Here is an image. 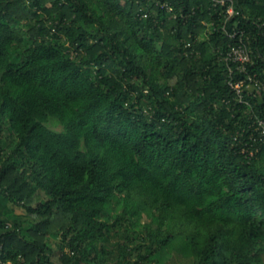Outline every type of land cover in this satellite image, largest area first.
I'll list each match as a JSON object with an SVG mask.
<instances>
[{"label": "trees", "instance_id": "16d2710c", "mask_svg": "<svg viewBox=\"0 0 264 264\" xmlns=\"http://www.w3.org/2000/svg\"><path fill=\"white\" fill-rule=\"evenodd\" d=\"M232 6L0 0V264H264V0Z\"/></svg>", "mask_w": 264, "mask_h": 264}, {"label": "built area", "instance_id": "2783aa9c", "mask_svg": "<svg viewBox=\"0 0 264 264\" xmlns=\"http://www.w3.org/2000/svg\"><path fill=\"white\" fill-rule=\"evenodd\" d=\"M215 3L221 4L222 6L227 5V8L225 10V17L227 20L230 19L231 16L234 14L232 0H215ZM232 36L234 37L235 33L232 34ZM227 59L231 60L234 63H237L236 66L237 70L245 74V77L243 79H240L239 81L233 84L230 83L240 98H242V92L244 91L245 88L252 89L256 86L258 88H263V86L259 85L258 80H256L254 76L246 73V65L248 63H251L252 61L250 59L249 50L245 45L232 47L231 50L227 53ZM258 125H259L258 127L261 128L260 134L264 138V122L259 120Z\"/></svg>", "mask_w": 264, "mask_h": 264}, {"label": "rangeland", "instance_id": "374dc122", "mask_svg": "<svg viewBox=\"0 0 264 264\" xmlns=\"http://www.w3.org/2000/svg\"><path fill=\"white\" fill-rule=\"evenodd\" d=\"M173 81L171 80V82L170 83H172ZM15 210H16V212H18V213H22L23 212V209H21V208H15Z\"/></svg>", "mask_w": 264, "mask_h": 264}]
</instances>
